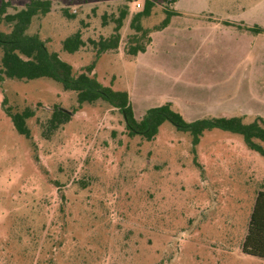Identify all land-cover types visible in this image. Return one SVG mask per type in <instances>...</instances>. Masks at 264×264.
I'll return each instance as SVG.
<instances>
[{
  "label": "rangeland",
  "instance_id": "1",
  "mask_svg": "<svg viewBox=\"0 0 264 264\" xmlns=\"http://www.w3.org/2000/svg\"><path fill=\"white\" fill-rule=\"evenodd\" d=\"M5 1L9 14L29 2ZM49 1L27 34H38L74 75L94 60L89 41L108 38L128 8L118 49L101 55L94 74L129 93L137 119L170 101L187 122L264 120V0H151L143 28L168 9L180 15L139 59L126 50L144 0ZM0 30L10 26L0 22ZM77 31L85 46L64 52L62 41ZM54 106L76 112L44 139L41 124ZM25 108L34 111L29 139L6 113ZM258 192L264 158L240 135L206 131L193 152L191 136L169 122L150 142L131 137L118 110L101 101L79 107L74 92L50 79L0 84V264H264L241 252Z\"/></svg>",
  "mask_w": 264,
  "mask_h": 264
},
{
  "label": "trees",
  "instance_id": "2",
  "mask_svg": "<svg viewBox=\"0 0 264 264\" xmlns=\"http://www.w3.org/2000/svg\"><path fill=\"white\" fill-rule=\"evenodd\" d=\"M169 1V0H165ZM177 0L169 1V4ZM9 3L0 1V22L10 26V31L0 30V84L6 79L17 81H33L41 78L50 79L59 83L64 91L76 94L78 106L105 102L119 111L123 118L125 129L131 137L140 136L147 142L155 139L160 126L169 122L177 131L188 133L191 136L192 151L200 143V138L206 131L219 129L232 134L240 135L246 147L264 158V149L256 141L264 143V120L256 118L251 123H245L242 116L233 117H208L187 122L178 112L172 109L171 103L167 102L158 107L148 109L141 119H136L134 111L126 91H116L110 86H104L98 81L94 74L96 61L101 55L115 51L121 40L119 31L123 21L128 16V8L125 6L119 10L115 18L113 33L108 38H100L98 41L90 40L94 48V60L77 75L73 74L72 66L61 60L56 52L48 51L46 43L38 34H27L32 19L41 14L50 12L49 0H29L26 6L14 13H7ZM141 6V4H140ZM154 3L144 0L141 10L134 13L130 19L129 27L134 31L129 36L127 55L136 56L144 53L149 45L152 31H160L166 28L171 17L177 12L168 9L164 12V19L153 28H143L141 20L152 14ZM68 19L74 15L64 11ZM255 33L263 30L258 27L249 29ZM146 39L145 44H139ZM62 50L69 54L78 52L85 46L79 31L65 38ZM76 110H67L60 106H54L50 116L41 124V135L44 139L51 136L62 126L69 123ZM11 120L12 126L18 135L26 139L30 138V130L26 121L34 116V111L25 108L22 112H6ZM241 252L245 255L264 260V192H258L256 201L250 216L247 235L241 245Z\"/></svg>",
  "mask_w": 264,
  "mask_h": 264
},
{
  "label": "crops",
  "instance_id": "3",
  "mask_svg": "<svg viewBox=\"0 0 264 264\" xmlns=\"http://www.w3.org/2000/svg\"><path fill=\"white\" fill-rule=\"evenodd\" d=\"M177 2V1H176ZM175 2V3H176ZM174 10V9H173ZM175 11V10H174ZM177 12V11H176ZM180 14L177 12V15L176 16H173V17H171V19L172 18H174V17H177V16H179ZM171 19H170V21H169V24H168V26L166 27V28H164V29H162V30H160V31H152V33L150 34V39H151V41H150V43H149V45L146 47V50H145V52L144 53H138L136 56H130L132 59H139V58H144V56L146 55V53H147V51L151 48V46H152V44H154V36L155 35H157V34H160V33H162L164 30H166L170 25H171ZM205 20H207V21H210V19H208L207 17H205L204 18ZM197 22H199V23H201L200 21H197ZM153 28V27H152ZM106 54V53H105ZM127 92V91H126ZM128 93V92H127ZM128 95H129V93H128ZM167 102H169V103H171L170 101H166L165 103H167ZM164 104V103H163ZM162 104V105H163ZM171 105H172V103H171ZM158 107V106H157ZM134 111V110H133ZM135 115V114H134ZM143 117V116H142ZM142 117H140V118H138V119H141ZM209 117H212V116H209ZM215 117H233V116H228V115H221V116H215ZM136 118V117H135ZM208 118V117H207ZM137 119V118H136Z\"/></svg>",
  "mask_w": 264,
  "mask_h": 264
},
{
  "label": "built area",
  "instance_id": "4",
  "mask_svg": "<svg viewBox=\"0 0 264 264\" xmlns=\"http://www.w3.org/2000/svg\"><path fill=\"white\" fill-rule=\"evenodd\" d=\"M135 6H136L137 9L141 7L139 3H136Z\"/></svg>",
  "mask_w": 264,
  "mask_h": 264
}]
</instances>
